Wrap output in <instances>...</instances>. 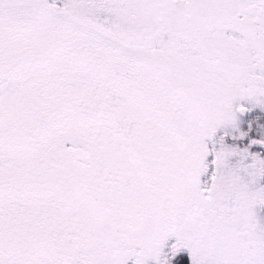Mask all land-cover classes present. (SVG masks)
Instances as JSON below:
<instances>
[{"label":"snow or ice","instance_id":"snow-or-ice-1","mask_svg":"<svg viewBox=\"0 0 264 264\" xmlns=\"http://www.w3.org/2000/svg\"><path fill=\"white\" fill-rule=\"evenodd\" d=\"M0 264H264V0H0Z\"/></svg>","mask_w":264,"mask_h":264}]
</instances>
